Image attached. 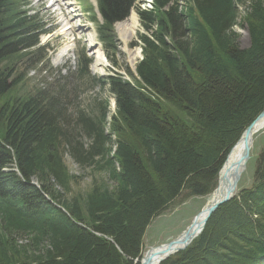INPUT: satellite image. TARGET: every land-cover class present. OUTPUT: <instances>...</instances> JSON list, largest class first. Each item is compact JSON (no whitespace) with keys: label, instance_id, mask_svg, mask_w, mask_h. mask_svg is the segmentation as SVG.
<instances>
[{"label":"trees","instance_id":"16d2710c","mask_svg":"<svg viewBox=\"0 0 264 264\" xmlns=\"http://www.w3.org/2000/svg\"><path fill=\"white\" fill-rule=\"evenodd\" d=\"M133 1L97 0L103 24L91 16L117 69L111 25ZM179 1L137 9L145 33L135 75L126 67L130 82L114 74L100 83L115 100L111 116L108 100L94 99L72 120L78 94L68 85L9 98L0 66V264H136L148 227L182 192L212 194L228 152L264 110V0H186L185 10ZM22 5L0 0V65L36 42L13 38L39 28ZM239 6L245 49L232 31ZM63 150L113 186L83 197L58 191L68 193L74 179ZM256 160L252 186L238 184L192 244L162 264H264V140ZM24 233L34 249L47 242L38 260L12 242Z\"/></svg>","mask_w":264,"mask_h":264},{"label":"rangeland","instance_id":"374dc122","mask_svg":"<svg viewBox=\"0 0 264 264\" xmlns=\"http://www.w3.org/2000/svg\"><path fill=\"white\" fill-rule=\"evenodd\" d=\"M59 1L62 6H59L58 4H54L52 6V0H28V8H30L29 14L32 16H39V18L42 19V23L45 29L49 30V32L51 33L48 37L41 38V44H48L53 48H63L65 46H68L65 55L67 51L72 49V51L68 53V64L73 62L75 65L73 56L76 58V54L81 51L85 52L89 60H91L92 62L94 61L93 64L96 63L94 53L99 51L100 43L97 38L95 25L89 21V17L82 11L84 1ZM88 1L95 5V0ZM144 1L145 0H139L138 4L135 5L141 9H148L149 4L145 3ZM246 1L249 2L251 0ZM65 2H68L71 5L67 6L65 5ZM179 4H181V7L184 10L188 5L186 0H180ZM131 13L136 16L135 9H132ZM243 16L244 13L242 6L239 8L237 25L233 28V31L238 34L237 44L241 49H245L249 46V36L245 24L243 23ZM136 19L137 26L135 27V30L133 32H131L128 27L124 26L126 25V22L128 20L126 22L120 23L117 26V29H120L119 31L121 32V35L123 37L121 38L120 34L118 33L119 47L117 58L122 66H125L132 71L141 58V51L137 40V34L142 33L143 30L139 24V19L137 16ZM62 23L64 24V26ZM69 25L71 26L70 31L69 29H66ZM62 28H64V30ZM60 32L62 35L60 34ZM66 33L67 35H65ZM129 44H133L134 46L129 47ZM138 52L139 56L137 55ZM33 58L34 60L37 59L36 57ZM50 58L51 67V64L53 62V55H51ZM107 64L109 65L108 62ZM19 68L20 70H22L25 76V80L20 86L21 92L24 93L32 92L37 88H44L46 84L57 75L55 72L50 73L49 68L45 70L41 65L36 69H27L24 62H21ZM114 70L122 75H126L123 70ZM74 72H76V70H74L72 73ZM99 72L101 75L110 74L109 67L107 65L105 66V68L100 66ZM94 76H99V73L95 74ZM80 90H82V92H80L79 94ZM97 91H99V87L96 88L93 84L80 85V88L78 90V98L70 106L69 110L72 114V120L74 119L77 110H86V107L90 106L89 104H91L92 101L96 98H103L107 99L109 103L112 102L110 95L106 91H100L101 96L98 95ZM71 99L72 97L70 96V100ZM113 112L114 110L112 109V107H110V114H112ZM263 130L254 136V143L253 148L250 152V158L246 164V169L244 170L239 182V187L241 186V188L250 187L254 182V173L256 169L255 161H257L256 158L261 151L262 142L264 140ZM87 141V138L83 137V142L87 144ZM62 153L65 166L67 167L69 174L74 176V179H72V181L70 182V190L68 193L65 194L59 187H57L56 189L67 197L75 195L83 197L94 185L108 187L113 186L112 182L107 180L106 174L99 173L96 169L93 170V168L82 167L70 157L68 152L63 150ZM239 190L240 189L238 188V191ZM210 198L211 195H208L206 197L190 198L187 196L186 192H182L168 208H166L162 213L159 214V216H157L152 221V223L148 227L147 233L144 236L143 240V252L149 250V248H154L161 244L168 243L178 237L190 225L193 217L204 208ZM1 230L2 228H0V231ZM31 239L32 235L28 236V233H24L18 237H15L12 242L15 245L17 244L16 246L19 251L23 250V247L27 248L29 252L28 254L32 253L34 256H36L35 260H38L39 258H41L40 256L47 248V242L40 244L37 249H34L31 245Z\"/></svg>","mask_w":264,"mask_h":264},{"label":"water","instance_id":"95a60500","mask_svg":"<svg viewBox=\"0 0 264 264\" xmlns=\"http://www.w3.org/2000/svg\"><path fill=\"white\" fill-rule=\"evenodd\" d=\"M264 126V110L255 118L253 122L244 130L239 140L228 152L224 163L217 175V184L212 192L210 200L204 208L196 214L190 225L177 238L172 241L149 248L142 252L138 264H156L175 256L186 250L192 242L202 233L210 216L222 205L228 203L238 192V184L246 169V164L250 158L253 148V136ZM236 148H239L237 156H233ZM159 263V264H160Z\"/></svg>","mask_w":264,"mask_h":264},{"label":"bare ground","instance_id":"6f19581e","mask_svg":"<svg viewBox=\"0 0 264 264\" xmlns=\"http://www.w3.org/2000/svg\"><path fill=\"white\" fill-rule=\"evenodd\" d=\"M55 2L57 3L58 2V0H55ZM65 5H67V4H65ZM240 7V6H239ZM238 14H239V12H238ZM238 14H237V16H238ZM65 16V15H64ZM238 19V18H237ZM137 20H136V18H135V16L134 15H132V16H130V18L128 19V21L126 22V25H124L125 27H128V29L131 31V32H133L134 30H135V27L137 26V22H136ZM60 23H61V21H60ZM64 26V25H63ZM123 28V27H122ZM66 29H71V27H67ZM63 30H64V28H63ZM120 30V29H119ZM126 31V30H125ZM233 31V30H232ZM125 34V33H124ZM127 39V38H126ZM91 45V44H90ZM93 46H94V44H93ZM68 47V46H67ZM67 47L66 48H64L63 50H61V51H59V53L57 54V61H59L61 58H63L64 57V55H65V52H66V50H67ZM68 52V51H67ZM95 55V59H96V61H97V66H101L102 64H103V62L104 63H106L105 61H104V59H103V57L101 56V54L99 53V52H96V53H94ZM137 55L139 56V52L137 53ZM102 59H103V61H102ZM102 63V64H101ZM264 129V126H263V128L262 129H260V130H258V132H260V131H262ZM264 131V130H263ZM239 153V148H236V150L234 151V153H233V155H232V157L233 156H237V154ZM212 195V194H211ZM236 196V195H235ZM165 262V261H164ZM160 262L159 261H157L156 262V264H159ZM163 263V262H162ZM162 263H160V264H162Z\"/></svg>","mask_w":264,"mask_h":264}]
</instances>
